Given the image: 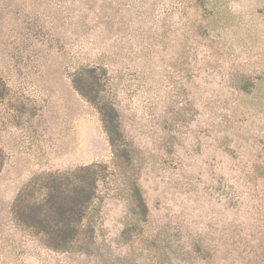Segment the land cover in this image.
Wrapping results in <instances>:
<instances>
[{"label": "rangeland", "instance_id": "rangeland-1", "mask_svg": "<svg viewBox=\"0 0 264 264\" xmlns=\"http://www.w3.org/2000/svg\"><path fill=\"white\" fill-rule=\"evenodd\" d=\"M97 64L128 165L72 86ZM0 76V264H264V0H0ZM91 164L107 166L94 250L49 251L13 200ZM131 178L148 221L130 244Z\"/></svg>", "mask_w": 264, "mask_h": 264}, {"label": "trees", "instance_id": "trees-1", "mask_svg": "<svg viewBox=\"0 0 264 264\" xmlns=\"http://www.w3.org/2000/svg\"><path fill=\"white\" fill-rule=\"evenodd\" d=\"M109 74L102 65L79 67L72 75L76 92L97 111L106 133L114 162L128 165L130 151L124 141L120 115L108 91ZM0 76V102L8 95ZM4 153L0 148V171ZM107 166L91 164L66 172H52L30 178L18 191L11 206L16 224L41 240L55 253L89 255L95 247L91 215L98 202V185L105 180ZM129 222L120 238L132 243L142 236L148 221V208L135 178L128 181ZM156 245L155 240L149 242Z\"/></svg>", "mask_w": 264, "mask_h": 264}]
</instances>
